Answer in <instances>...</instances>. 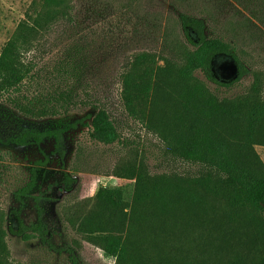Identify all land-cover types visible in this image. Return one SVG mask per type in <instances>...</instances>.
Returning a JSON list of instances; mask_svg holds the SVG:
<instances>
[{
    "label": "rangeland",
    "instance_id": "rangeland-1",
    "mask_svg": "<svg viewBox=\"0 0 264 264\" xmlns=\"http://www.w3.org/2000/svg\"><path fill=\"white\" fill-rule=\"evenodd\" d=\"M33 1L0 0V53ZM65 1L67 15L40 33L25 54L31 66L28 77L18 89L0 94V226L8 232L10 264H71L66 252L51 250L38 237L23 240L10 231L11 226L19 227L16 213L26 224L36 219L37 201L45 209L57 245L77 248V240L82 264H116L114 257L76 230L78 215L101 206L102 188L120 189L124 194L121 207L107 214V230L133 241L147 264H227L236 259L258 264L264 258V215L178 182L159 203L147 205L150 219L137 225L135 179L118 176L116 168L144 156L153 172L183 175L187 169L165 155L153 126L127 109L122 77L132 64L146 53L154 69L179 65L184 48L193 47L180 21V15L187 14L203 19L207 35L230 40L244 60L264 72V0ZM190 33L199 38L196 32ZM213 71L222 81L237 75L233 59L226 55L216 57ZM196 78L220 99L240 96L253 81L247 75L235 88L225 90L217 89L201 72ZM64 93L69 94L66 100ZM14 101L56 106L59 113L33 117L21 113ZM94 104L109 112L120 141L96 143L85 126L65 133L61 151L51 137L39 144L15 141L24 128L43 130L59 118H80ZM254 150L264 163V144L254 145ZM34 171L35 187L22 195Z\"/></svg>",
    "mask_w": 264,
    "mask_h": 264
},
{
    "label": "trees",
    "instance_id": "trees-1",
    "mask_svg": "<svg viewBox=\"0 0 264 264\" xmlns=\"http://www.w3.org/2000/svg\"><path fill=\"white\" fill-rule=\"evenodd\" d=\"M65 0H34L26 19L17 26L0 53V94L18 89L31 72L25 54L40 33L50 29L56 20L67 15ZM187 41L193 46L184 48L179 65L166 64L154 69L149 65V54L143 53L137 63L122 77L124 101L130 114L153 126L164 143L165 155L174 162L186 165L183 175L153 172L144 156L130 160L116 168L120 177L135 179L133 215L137 225L149 220L146 207L159 203L166 190L182 182L201 187L206 193L222 197L242 209L264 215V163L254 145L264 144V72L255 69L236 51L235 45L219 35H207L205 21L187 14L180 15ZM191 31L198 34L194 39ZM233 59L237 75L229 81L216 78L213 65L217 56ZM141 66V67H140ZM201 72L217 89L231 90L247 76L252 83L236 98L220 99L210 93L207 84L196 78ZM69 94L64 93L66 100ZM149 98V99H148ZM151 98V99H150ZM23 114L33 117L57 115L56 106L36 107L14 101ZM147 108V110H146ZM152 123V125H151ZM80 126L87 127L89 138L103 145L120 141V134L109 112L97 104L84 116L75 119L59 118L43 130L24 128L15 139L19 144L28 141L41 143L53 138L61 151L65 133ZM34 171L28 185L21 190L28 195L36 185ZM67 187H70L69 182ZM101 206L81 216L76 230L84 240L100 247L115 258L116 264H147L136 251L133 241L107 230V214L121 207L124 194L116 188H102ZM37 217L26 224L16 213L19 227L10 231L23 240L38 237L39 242L58 253L66 252L71 264L80 262L73 245H57L45 220V209L37 201ZM72 218H70L71 221ZM7 230L0 226V264H10ZM182 264H192L183 262ZM227 264H245L241 259ZM258 264H264V258Z\"/></svg>",
    "mask_w": 264,
    "mask_h": 264
}]
</instances>
